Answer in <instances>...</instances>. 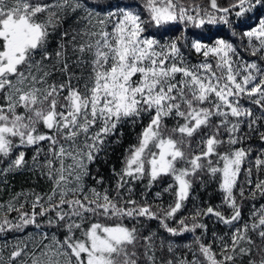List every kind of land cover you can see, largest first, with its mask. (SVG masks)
Here are the masks:
<instances>
[{"label":"snow or ice","instance_id":"obj_1","mask_svg":"<svg viewBox=\"0 0 264 264\" xmlns=\"http://www.w3.org/2000/svg\"><path fill=\"white\" fill-rule=\"evenodd\" d=\"M262 8L264 0H0V177L28 169L50 182L48 192L0 203V238L36 233L4 241L0 264H264V203L243 215L245 200L264 198ZM68 19L75 26L65 28ZM250 19L239 35L252 60L229 40L195 39L188 47L202 59L192 63L183 34L163 43L147 34L182 23L223 24L236 36ZM125 127L134 142L105 177L92 166L107 163ZM209 183L220 204L183 215L195 186ZM205 217L226 231L207 240ZM189 233L181 249L175 238Z\"/></svg>","mask_w":264,"mask_h":264},{"label":"trees","instance_id":"obj_2","mask_svg":"<svg viewBox=\"0 0 264 264\" xmlns=\"http://www.w3.org/2000/svg\"><path fill=\"white\" fill-rule=\"evenodd\" d=\"M97 3H103L104 0H96ZM122 3H131L133 0H121ZM142 0H134V3H141ZM221 3H224L225 0H220ZM137 10V9H133ZM261 15H264V8L259 9L256 11L255 16L259 17ZM233 20V26H236L237 21L235 17H232ZM257 21L255 19H250L247 22H240L239 27H236L237 35L233 36L231 30L228 28V26L223 24H206L202 28H195L190 25H184L182 23L173 24L170 26H167L166 28H150L149 33L147 34H155L157 39H160L161 42H166L168 40H172L177 38L178 36H181L183 34L184 41L182 43L184 44L183 50L185 51L186 55L188 56L190 62L197 63L199 62L202 57L195 53L194 50H191L188 47L187 42L192 41L195 39H199L204 43L213 44L216 39H226L234 43L238 47V51H240V55L244 57L247 60L255 59V57H251L247 51L243 50V45L245 42H242L240 40V32L241 30L247 29L253 25H255ZM69 25H74L72 19H68L65 21L64 27L67 28ZM59 31H57L50 39V51L54 50L56 48V41L59 37ZM171 123V121H169ZM124 131V137L122 140V143L119 145H114L112 148L109 149L108 157H107V163L104 162L103 159H98L96 164L92 166L93 170L98 166L100 169V173L103 174L105 177H109L110 172L109 168L112 165H115V167L118 169L120 167L121 159L124 155L125 148L134 142V136L135 133H133L128 127H125L123 129ZM139 127L136 128V132H139ZM250 144L254 147L255 151L253 153V158L256 155V153L259 151L261 144L258 138H254L250 141ZM103 155V154H102ZM28 158H31V152L28 153ZM2 167V166H0ZM254 178H255V172H254ZM261 178H264L262 176ZM167 181V178H165V182ZM89 185L93 183V181H88ZM50 189V182L47 181L46 178L40 177L38 173H35L28 169H22L20 171H15L12 173H9L6 177H0V203H6L11 198L21 192H29L30 190H35L36 192H48ZM143 190V185H138L136 188V198H139L140 193ZM160 190L159 187L154 188L152 190V193L148 194L149 200H152L153 195L155 191ZM245 195H248V192L246 191ZM165 203H167L170 199L169 196L165 195L163 197ZM221 202V194L219 191H217V187L215 183H209L206 188H202L199 184L195 186V189L193 191V195L190 198V200L187 203V207L183 213V215L189 214L190 211L194 209L195 204H199L201 206H206L207 204L212 205H219ZM261 203H264V198H257L255 201L251 200L250 198L244 201V208H243V215L245 219H247L250 208L253 204L256 206H259ZM26 207H29L26 205ZM225 213L227 214V210L224 209ZM13 217L16 216V213L11 214ZM203 223L208 225V232L206 239L211 240L212 239V232L216 231L217 234H223L226 231L225 226L217 223L215 221L214 217H205L203 219ZM172 226H175V223L172 224ZM150 227L152 229L158 228V223L156 221H152L150 223ZM161 235H167L163 232L162 229H160ZM28 234L35 235V231L33 228H28L25 233H10L7 235H4L2 238H0V245L4 243V241H7L8 244L11 246L12 244L16 243L18 239H24L25 241H28ZM199 234V233H197ZM176 241L179 243L181 249H183V245L186 243H191L194 239V235L189 233L185 234L182 237L175 238ZM7 258V252H5V260Z\"/></svg>","mask_w":264,"mask_h":264}]
</instances>
